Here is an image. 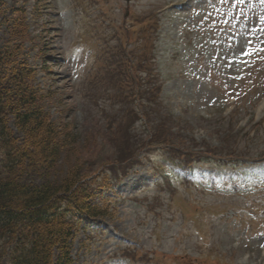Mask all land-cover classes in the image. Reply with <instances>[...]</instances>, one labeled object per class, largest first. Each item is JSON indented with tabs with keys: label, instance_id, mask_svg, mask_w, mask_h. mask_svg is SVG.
Here are the masks:
<instances>
[{
	"label": "rangeland",
	"instance_id": "rangeland-1",
	"mask_svg": "<svg viewBox=\"0 0 264 264\" xmlns=\"http://www.w3.org/2000/svg\"><path fill=\"white\" fill-rule=\"evenodd\" d=\"M15 1L28 15L27 60L37 69L36 85L47 95L51 119L65 125L60 127L68 136L65 149L75 148L82 162L102 167L148 137L134 166H127L134 158L115 164L118 177L125 178L122 184L102 198L96 194L94 203L105 215L79 225L71 249L75 264H131L121 254L135 261L143 257L131 247L158 252L152 264H264V166L247 163L264 159V0H0L6 7ZM142 18L152 25L141 29ZM158 18V103L172 123L165 128L150 122V112L143 117L127 108L119 125H108L104 117L110 121L120 114L112 109L121 102L119 93L130 96L124 82L139 75L129 65L114 87L112 76L121 66L117 47L129 43L124 48L131 52L146 45L148 52L147 40L140 44L139 39L154 37ZM121 31L129 32L123 33L124 41ZM7 40L0 23V46ZM126 101L128 107L139 103ZM6 126L12 138L21 139L12 117ZM156 132L159 140L148 142ZM170 135L182 150L196 155L214 150L245 163L233 170L203 158L193 165L205 176L195 174L192 182L182 183L161 171ZM14 172L21 177V170ZM159 174L162 185L166 176L176 187L172 199L153 198ZM125 246L130 249L123 251Z\"/></svg>",
	"mask_w": 264,
	"mask_h": 264
},
{
	"label": "trees",
	"instance_id": "trees-1",
	"mask_svg": "<svg viewBox=\"0 0 264 264\" xmlns=\"http://www.w3.org/2000/svg\"><path fill=\"white\" fill-rule=\"evenodd\" d=\"M12 4L6 7L0 2V23L8 31V40L0 46V264L10 247L11 255L5 257L6 264H75L71 249L82 218L100 219L105 215L102 208L93 204V194L110 187L109 175L117 180L119 173L115 171V164L134 158L148 137L140 145L135 144L136 149L123 151L118 160L116 157L102 167L93 160L82 162L75 148L65 149L68 141V136L62 134L65 125L60 126L61 120L55 123L51 119L46 109L47 95L37 87L36 70L27 60L23 42L29 29L27 14L17 6V1ZM147 23V18H143L142 29ZM136 63V72L141 74L144 70L146 73L124 82V88L128 85L130 89V96L119 93L121 102L112 109L120 114H114L110 121L107 117L104 119L108 125H119L117 121L126 118L122 114L130 108V112L139 111L143 117L150 112L153 115L150 122L165 123L166 128L172 118L160 113L161 81L156 84V74L145 70L147 59L141 52ZM123 71L125 67L115 71L120 81L124 80L120 76ZM112 84L117 87L120 82L116 79ZM135 99L139 100L136 107ZM125 100H134V104L128 107L129 102H123ZM9 117L13 119L20 140L12 138L13 133L7 129ZM88 133L83 130V134ZM157 134H152L148 142L159 140ZM171 137H167L169 154L188 165L196 154L182 150L179 144L172 142L177 137ZM212 151L203 154L216 156V151ZM134 160L127 166H134ZM15 170L22 171L21 177ZM31 175L36 179L28 178Z\"/></svg>",
	"mask_w": 264,
	"mask_h": 264
},
{
	"label": "water",
	"instance_id": "water-1",
	"mask_svg": "<svg viewBox=\"0 0 264 264\" xmlns=\"http://www.w3.org/2000/svg\"><path fill=\"white\" fill-rule=\"evenodd\" d=\"M126 1H129V0H126Z\"/></svg>",
	"mask_w": 264,
	"mask_h": 264
},
{
	"label": "snow or ice",
	"instance_id": "snow-or-ice-1",
	"mask_svg": "<svg viewBox=\"0 0 264 264\" xmlns=\"http://www.w3.org/2000/svg\"><path fill=\"white\" fill-rule=\"evenodd\" d=\"M241 2H242V0H241Z\"/></svg>",
	"mask_w": 264,
	"mask_h": 264
}]
</instances>
